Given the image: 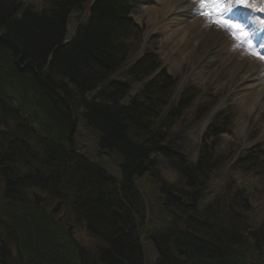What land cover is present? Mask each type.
Here are the masks:
<instances>
[{
    "label": "trees",
    "instance_id": "trees-1",
    "mask_svg": "<svg viewBox=\"0 0 264 264\" xmlns=\"http://www.w3.org/2000/svg\"><path fill=\"white\" fill-rule=\"evenodd\" d=\"M137 1L96 0L89 8V0H0V223L14 239L20 264H104L50 212L60 200L89 236L127 264H146L145 233L155 244V264H264V222H246L242 188L235 199L240 205L226 206L221 195L199 205L206 186L201 178L210 168L231 161L229 168L246 176L263 173L254 150L260 147L214 161L220 138L214 122L196 162L174 152L177 134L208 109L191 113L197 91L189 85L174 97L178 82L156 54L131 63L143 33L129 16ZM17 46L36 70L16 66ZM80 121L97 135L100 149L115 155L117 169L78 149ZM163 165L178 183L166 181ZM34 191L45 201L36 204ZM150 205L169 209L174 222L153 231L146 226ZM10 256L2 238L0 264H11Z\"/></svg>",
    "mask_w": 264,
    "mask_h": 264
},
{
    "label": "rangeland",
    "instance_id": "rangeland-1",
    "mask_svg": "<svg viewBox=\"0 0 264 264\" xmlns=\"http://www.w3.org/2000/svg\"><path fill=\"white\" fill-rule=\"evenodd\" d=\"M30 1L40 4L43 0ZM179 1L184 2V10L191 12L193 14L191 17L178 19L172 14L170 8ZM258 1L259 6L264 7V0ZM179 13L184 14V12ZM181 14L178 15L182 16ZM133 17L138 24L146 23L152 26L149 31L152 35L157 33L154 37L149 36L151 39L148 41L147 46L154 41L156 42L155 48L159 49L160 56L171 74L179 76L181 79L189 76V82L199 88L200 92H210L205 96L202 94L198 95L191 113L203 103L217 102L216 107L219 104L222 105L219 108H224L226 106L225 100H232L231 106L226 112H232L233 117L236 115L237 123L235 128L238 133H233V127H230V131L220 135L213 147L214 161L216 159L222 160L225 156H231L232 153H234V156L237 155L242 149L254 143V140H250L253 136H258L260 140H264V104L259 99L257 100V89L255 90V87L251 86L248 80L241 78V74L251 67V55L248 57L240 56V50L242 49L249 53L246 43H241L234 39L225 28L211 23L206 16L202 15L198 0H142L140 7L134 11ZM75 19L76 13H73L70 19V30L74 27ZM220 28L224 32H221ZM132 37L129 38L131 46L135 42V37ZM211 47L213 48L211 52L205 54V56L201 55L202 50L206 52ZM133 48L132 46L131 55ZM132 56L134 57V55ZM261 66L264 71V64H261ZM215 95H218V97L213 100ZM203 124L204 119L196 126L188 128L187 131H181L177 134L180 138L177 141L179 144L178 149L187 153L192 162H196L199 156L201 136L204 130ZM97 139L98 137L92 129L87 127L83 121H80V127L77 128L75 134L78 149L92 160L106 163L110 168L117 169L118 164L115 155L100 149ZM261 150L264 151V146ZM259 158L263 160H261V164L264 173V153ZM230 165L231 161H228L226 165L220 168L221 170L210 168L209 173H206L201 178V181L206 186L203 189L202 187L200 188V194L202 193L201 197H203L199 205L210 204L220 195L226 206H228V201H231L236 206L240 205V203L236 204L235 199L239 189L242 188L240 190L242 195L245 198L248 197V206H245V209L248 211L247 215L251 216L250 219V216L245 219L246 222L254 220L257 224H263L264 175H262V168L260 175L255 177L253 174L246 176L238 170L233 171L229 168ZM161 174L165 176L166 181L174 180L178 183L175 173L171 171L169 166L163 165ZM161 174L159 172L162 180L158 179L164 182ZM143 180L144 178L141 181ZM152 187L153 185L150 188ZM156 187L158 189V186ZM226 192H230V197L225 195ZM1 195L2 188L0 183V200ZM56 203L57 201H54L50 205V211ZM224 209L226 210L225 207ZM167 211V208H152L150 205L147 212L146 226H151L153 231L169 227L171 218ZM202 212L203 210L201 209L200 213ZM53 216L56 218L64 217L63 220L66 221L67 225L63 230L67 231L70 225L73 226L70 233H72V236L75 237L79 244H84L83 241L87 244L89 243L85 226L78 222L75 213L69 212V207L63 205L58 214H53ZM220 217H223V215L220 214ZM2 238L10 244V263L20 264L22 258L20 259L14 239H12L13 237L10 239V232H8L3 222L0 223V240ZM142 240H144L145 263L155 264L157 251L154 244L148 241L146 233L143 234Z\"/></svg>",
    "mask_w": 264,
    "mask_h": 264
},
{
    "label": "snow or ice",
    "instance_id": "snow-or-ice-1",
    "mask_svg": "<svg viewBox=\"0 0 264 264\" xmlns=\"http://www.w3.org/2000/svg\"><path fill=\"white\" fill-rule=\"evenodd\" d=\"M199 4L201 14L206 16L211 23L230 30L234 39L246 43L250 55L264 61V44L255 45L250 32L246 30L244 25L226 18V13L231 12L236 5L255 7L254 4L250 5L249 0H199ZM258 11L264 12V7ZM260 23L264 26V20H261Z\"/></svg>",
    "mask_w": 264,
    "mask_h": 264
},
{
    "label": "water",
    "instance_id": "water-1",
    "mask_svg": "<svg viewBox=\"0 0 264 264\" xmlns=\"http://www.w3.org/2000/svg\"><path fill=\"white\" fill-rule=\"evenodd\" d=\"M17 48L19 50V54L17 55V57L15 59L16 66L20 70H23V69H26V68L35 70V68H36L35 62L33 60H31V59H28V60L24 61L23 49L20 46H17ZM178 154L181 155L182 157H184L183 153L178 152ZM33 195H34L36 204H39L42 200L45 199L43 196H41L40 194H37L35 192H34ZM60 205H61V202H58V204L55 205V207L52 209V212H56L59 209ZM98 258L104 264H127L124 259H122L119 256H117L113 252V250L110 247H107V246H103V247L100 248V250L98 252Z\"/></svg>",
    "mask_w": 264,
    "mask_h": 264
},
{
    "label": "bare ground",
    "instance_id": "bare-ground-1",
    "mask_svg": "<svg viewBox=\"0 0 264 264\" xmlns=\"http://www.w3.org/2000/svg\"><path fill=\"white\" fill-rule=\"evenodd\" d=\"M209 50H211V48H209L206 52H204L202 50V54H206ZM243 55L245 57L249 56V55L244 54L241 51L240 56H243ZM262 62H264V61H262ZM262 62L257 58L251 57V59H250V66L251 67L249 69L246 68L247 70H245V72L243 74H241V78L248 80L249 84L251 86L255 87L254 88L255 90L257 89V91H258L257 100L259 99V101L262 104H264V71H263V68L261 66ZM243 64H245V63H243ZM170 218H171L170 222H174V218L173 217H170ZM178 224L179 223H177L175 225H178ZM163 229H167V227H165ZM148 241H151L153 243L151 238H148Z\"/></svg>",
    "mask_w": 264,
    "mask_h": 264
},
{
    "label": "flooded vegetation",
    "instance_id": "flooded-vegetation-1",
    "mask_svg": "<svg viewBox=\"0 0 264 264\" xmlns=\"http://www.w3.org/2000/svg\"><path fill=\"white\" fill-rule=\"evenodd\" d=\"M183 201L185 202L186 200L184 199ZM62 218H64V217L63 216H60V219H62ZM92 244H94V242ZM92 248L98 249L99 248V245L98 244H95V246L92 247Z\"/></svg>",
    "mask_w": 264,
    "mask_h": 264
}]
</instances>
